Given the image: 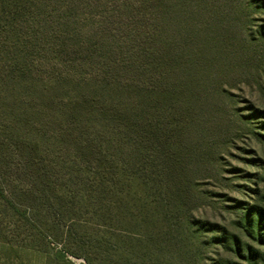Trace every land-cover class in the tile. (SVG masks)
<instances>
[{"label": "rangeland", "instance_id": "374dc122", "mask_svg": "<svg viewBox=\"0 0 264 264\" xmlns=\"http://www.w3.org/2000/svg\"><path fill=\"white\" fill-rule=\"evenodd\" d=\"M125 1H38L19 27L39 76L48 80L72 67L68 62L99 42ZM136 13L144 21V12ZM136 36L140 48L143 34ZM245 73L230 97L203 101L200 122L182 136L171 127L161 134L163 117L145 99L148 113L136 118L153 122L146 131L124 121L106 137L97 120L89 117L96 128L71 126L47 101L50 116L34 114L30 124L13 113L24 95L3 89L0 264H250L243 255L250 245L264 264V247L239 224L252 206L264 209V117L250 110L264 109V84ZM161 140L168 143L164 156ZM222 227L230 238L220 248Z\"/></svg>", "mask_w": 264, "mask_h": 264}, {"label": "trees", "instance_id": "16d2710c", "mask_svg": "<svg viewBox=\"0 0 264 264\" xmlns=\"http://www.w3.org/2000/svg\"><path fill=\"white\" fill-rule=\"evenodd\" d=\"M38 1L0 0V95L5 88L22 93V106L13 113L21 112L30 124L35 123L34 114L50 116L42 107L47 101L53 115L64 117L71 126L96 128L89 117L97 120L108 129L106 137L115 135L124 121L146 131L151 127L146 124L153 122L138 123L136 118L139 112L148 113L141 107L145 99L154 102L163 117L157 130L164 129V134L171 127L182 136L200 122L201 103L212 95L230 97L245 69L260 87L264 84V51L259 49L264 44V0H126L119 18L104 25L106 33L99 42L48 80L35 70L27 52L29 42L19 27ZM136 11L144 12L145 22ZM123 33L126 39L121 38ZM136 33L143 34L140 48L135 45ZM65 90L66 97L52 96ZM250 106L253 114L264 117L263 108ZM9 122L10 130L17 129ZM109 143L116 144V139ZM167 145V140L159 142L161 156ZM0 196L6 199L1 185ZM239 224L264 247V209L252 206L239 216ZM219 233L221 248L230 237L223 227ZM247 248L243 252L247 263L258 264V253L251 245Z\"/></svg>", "mask_w": 264, "mask_h": 264}]
</instances>
